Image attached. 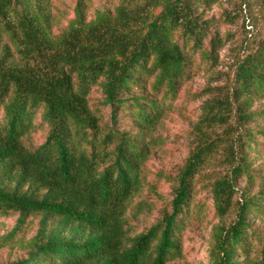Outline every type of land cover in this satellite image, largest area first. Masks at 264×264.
I'll return each mask as SVG.
<instances>
[{"label":"trees","instance_id":"obj_1","mask_svg":"<svg viewBox=\"0 0 264 264\" xmlns=\"http://www.w3.org/2000/svg\"><path fill=\"white\" fill-rule=\"evenodd\" d=\"M44 1L0 0V25L14 49L0 50V214L41 217L32 241L5 264H167L181 253L196 176L222 145L233 167L212 192L220 217L233 206L235 182L254 179L248 157L261 152L264 133L246 128L258 118L247 109L264 95V37L238 66L229 97L203 107L201 122L225 125L236 104L243 131L232 141L201 135L178 176L171 213L131 236L130 203L153 181L151 132L178 101L196 58L218 52L215 20L204 14L223 0H113V10L92 19L80 2L58 35ZM228 1L253 17L264 7V0ZM43 128L45 140L34 146ZM259 213L264 185L218 238L220 264H240L237 253L255 237L248 220ZM260 257L252 264H264V237Z\"/></svg>","mask_w":264,"mask_h":264},{"label":"rangeland","instance_id":"obj_2","mask_svg":"<svg viewBox=\"0 0 264 264\" xmlns=\"http://www.w3.org/2000/svg\"><path fill=\"white\" fill-rule=\"evenodd\" d=\"M83 2L88 19L97 13L113 10L117 5L113 0H48L41 3L51 20L53 35L66 30L74 18L78 3ZM235 1L223 0L219 5L206 11L205 18L215 20V28L222 44L213 59H200L194 62L190 80L184 85L178 101L165 113L161 122L151 132L155 139L153 157L148 168L151 173L149 185L140 196L130 203L126 214L127 225L131 236L147 231L151 226L162 221L164 213H171V201L174 198V187L193 151L194 145L201 140V135L210 139L233 140L243 131L238 126L236 108H231L230 124H209L201 122L203 107L206 103L222 102L229 97L235 85V74L245 58L256 51L264 37V7L257 16H250L240 11ZM36 9V5H34ZM226 12L223 17L222 14ZM9 46L14 52L9 36L0 25V50ZM95 97H101L97 92ZM243 100V99H242ZM241 100V101H242ZM264 95L253 100L247 112H254L258 118L247 124V129L264 133ZM240 128V129H239ZM47 129L43 128L32 137V144L37 146L45 140ZM222 143L224 141H221ZM258 142L263 146L261 152L251 153L247 166L254 179L246 174L235 182L237 194L233 206L224 217H220L213 202L215 184L230 175L231 162L226 159L227 151L222 145L219 151L198 172L194 181L193 198L189 213L182 220L183 230L179 235L181 253L167 264H220L218 238L235 223L240 204L249 197L259 195L264 185V137ZM157 145V146H156ZM163 173L166 178L156 177ZM149 200L147 205L138 208L139 202ZM40 216L21 218L18 213L0 214V264L13 260L35 237L39 228ZM22 220L23 225L12 238L9 236ZM255 237L249 241L247 250H240L235 262L252 264L260 260L264 237V214H252L248 220ZM22 242V243H21Z\"/></svg>","mask_w":264,"mask_h":264}]
</instances>
